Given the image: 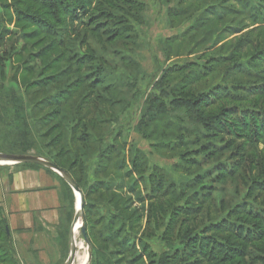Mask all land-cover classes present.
I'll return each instance as SVG.
<instances>
[{"label":"rangeland","instance_id":"rangeland-1","mask_svg":"<svg viewBox=\"0 0 264 264\" xmlns=\"http://www.w3.org/2000/svg\"><path fill=\"white\" fill-rule=\"evenodd\" d=\"M0 154L78 185L74 262L264 264V0H0Z\"/></svg>","mask_w":264,"mask_h":264},{"label":"crops","instance_id":"crops-1","mask_svg":"<svg viewBox=\"0 0 264 264\" xmlns=\"http://www.w3.org/2000/svg\"><path fill=\"white\" fill-rule=\"evenodd\" d=\"M77 209L57 173L34 164L0 167V222L5 246L20 264H65Z\"/></svg>","mask_w":264,"mask_h":264},{"label":"water","instance_id":"water-1","mask_svg":"<svg viewBox=\"0 0 264 264\" xmlns=\"http://www.w3.org/2000/svg\"><path fill=\"white\" fill-rule=\"evenodd\" d=\"M0 161L2 162H10V165L14 164H34L38 166L45 167L53 172L57 173L61 178L66 182V184L71 188L72 192L79 195V208L76 209L74 218L71 224L70 234H69V254L65 264H73L75 256H76V245H75V238H74V226L78 221H80L82 217V206H83V194L75 184L73 179L63 170L55 166L54 164L47 162L41 158L33 157V156H13V155H4L0 154ZM78 230H80L81 236L83 241L87 244V238L85 234V230L82 224H80ZM89 254L87 255V263L89 261ZM86 263V264H87Z\"/></svg>","mask_w":264,"mask_h":264},{"label":"trees","instance_id":"trees-1","mask_svg":"<svg viewBox=\"0 0 264 264\" xmlns=\"http://www.w3.org/2000/svg\"><path fill=\"white\" fill-rule=\"evenodd\" d=\"M173 16H175V15H173ZM121 24H119V26H120ZM117 38H119V35H116V36H114L113 37V39H110V40H108V41H115V40H117ZM99 48L101 49L102 47H100L99 46ZM31 117V114L29 113V117L28 118H30ZM51 116H49V118H50ZM74 127H76L75 128V130L76 131H79V130H81L82 128H81V125H80V123L78 122L77 124H76V126H74ZM85 133V136H80V137H78V138H75L76 140H74V142H76L77 144H84L88 139H89V133H87V132H84ZM74 138H72V140H73ZM48 143H50V142H48ZM73 144V143H72ZM71 144V145H72ZM73 149H75L74 148V146L72 145V150ZM67 151V150H66ZM23 154H25V153H23ZM72 153H69V152H66L65 154H64V156H67V155H71ZM52 164H54V163H52ZM75 164H76V162L75 161H73L72 162V166H75ZM55 166H57L56 164H54ZM71 166V167H72ZM58 168H60L61 170H62V168L61 167H59V166H57ZM66 172V171H65ZM67 174H68V172H67ZM72 178V177H71ZM73 179V178H72ZM75 182V181H74ZM76 184V183H75ZM78 186V185H77ZM79 188V187H78ZM6 231H5V228H4V226L1 224V222H0V252L3 254V255H5L4 256V260H11L13 263L16 261V259L14 258V256H13V254L7 249V247L5 246V242H6ZM12 262L11 263H9V264H12Z\"/></svg>","mask_w":264,"mask_h":264},{"label":"bare ground","instance_id":"bare-ground-1","mask_svg":"<svg viewBox=\"0 0 264 264\" xmlns=\"http://www.w3.org/2000/svg\"><path fill=\"white\" fill-rule=\"evenodd\" d=\"M11 163L10 162H2L0 161V165H10ZM75 197H76V201H77V209L79 208V195L78 194H75ZM81 222L78 221L76 223V225L74 226V230H73V233H74V238L78 232V228L80 226ZM75 245L77 248H82L83 247V244L79 243L77 245L76 243V239H75ZM77 254V253H76ZM76 257V256H75ZM78 258V257H77ZM87 263V254L85 253L82 257L76 259V262H74L73 264H86Z\"/></svg>","mask_w":264,"mask_h":264}]
</instances>
